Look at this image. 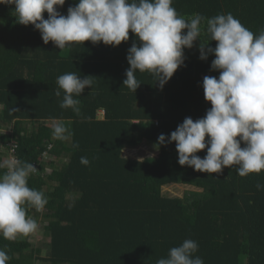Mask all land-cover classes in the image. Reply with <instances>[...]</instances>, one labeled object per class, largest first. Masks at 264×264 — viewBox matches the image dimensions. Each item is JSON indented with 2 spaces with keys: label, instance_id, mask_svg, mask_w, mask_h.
I'll return each mask as SVG.
<instances>
[{
  "label": "trees",
  "instance_id": "1",
  "mask_svg": "<svg viewBox=\"0 0 264 264\" xmlns=\"http://www.w3.org/2000/svg\"><path fill=\"white\" fill-rule=\"evenodd\" d=\"M76 3L65 0L57 10L67 15ZM172 6L186 18L231 13L254 35L264 30V0H173ZM12 9L0 5V163L13 143L18 159L38 164L41 172L50 165L52 172L32 173L27 181L48 199L41 214L27 212L46 221V255L28 236L9 241L0 235V249L11 258L7 264H156L186 239L197 242L193 256L204 264H264V187H256L264 185V170L246 177L236 174V166L201 173L178 164L175 142L155 146L160 134L167 138L186 117L195 121L210 109L201 85L205 76H219L210 70L214 55L200 60L196 40L183 49V65L162 89L150 73L137 71L141 84L134 93L123 86L127 50L133 41L140 44L131 31L115 47L85 41L60 50L51 41L45 45L31 24L16 23ZM207 38L202 31L201 41ZM69 72L93 81L73 97L79 113L60 107L62 90L60 97L54 94L57 77ZM61 121L68 123V140L52 135V124ZM7 127L9 132L2 130ZM46 141L53 143L52 162L41 158ZM144 142L153 143L155 156L123 155L124 148ZM206 150L196 155L203 158ZM6 171L0 168V175ZM171 183L199 190L164 195L162 187Z\"/></svg>",
  "mask_w": 264,
  "mask_h": 264
},
{
  "label": "clouds",
  "instance_id": "2",
  "mask_svg": "<svg viewBox=\"0 0 264 264\" xmlns=\"http://www.w3.org/2000/svg\"><path fill=\"white\" fill-rule=\"evenodd\" d=\"M172 2L77 0L75 6L68 7L67 15L57 10L65 0H0V5H14L11 15L16 23L31 24L45 45L51 41L60 50L85 41L115 47L127 42L131 31L140 44L133 41L127 50L129 67L123 86L134 93L141 84L137 71L150 73L162 89L183 65V49H191L199 40L198 58L203 61L214 55L210 70L219 71L218 78L205 76L201 85L211 107L203 118L194 121L186 117L167 138L160 134L155 146L175 142L178 164L201 173H221L225 167L236 166L240 177L259 174L264 170V30L254 35L231 13L211 18L193 14L186 18L177 13ZM45 12L47 19L42 15ZM204 21L206 28L201 27ZM185 29L186 33L182 32ZM202 31L208 37L203 42ZM209 41H215V47H208ZM89 77L81 78L74 72L57 77L54 94L60 97L63 91L61 108L80 112V101L73 97L91 88L93 81ZM52 135L64 141L72 134L61 121L54 124ZM72 146L79 147L77 143ZM204 149L203 158L196 155ZM80 162L89 164L86 157H81ZM2 163L3 160L0 168L6 167L7 171L0 175V235L14 241L37 230L36 220L27 215L28 209L40 211L48 199L42 191L28 187V177L36 171L32 163L15 157ZM256 187L260 190L264 185L258 183ZM197 250V242L186 239L156 264H204L199 256H193ZM10 259L0 249V264Z\"/></svg>",
  "mask_w": 264,
  "mask_h": 264
},
{
  "label": "rangeland",
  "instance_id": "3",
  "mask_svg": "<svg viewBox=\"0 0 264 264\" xmlns=\"http://www.w3.org/2000/svg\"><path fill=\"white\" fill-rule=\"evenodd\" d=\"M102 114H100L101 117ZM57 123V122H55ZM53 123L52 125L54 126ZM65 126L68 128V123H64ZM3 131L9 132L10 128H3ZM157 154V150L154 147L153 143L151 142H144L142 145L137 146V147H128L127 149L124 150L123 155L126 157H131L134 159H143L146 157H153ZM5 158V155H3ZM192 190H199L196 187L190 186V185H184V184H168L162 187V193L167 196H178V197H183L185 193L192 191ZM43 210H40V214L42 213ZM39 216L34 218L38 224V228L35 232L31 233L28 235L29 240L32 244V247L39 246L42 249L41 256L46 255V248L42 247V243L44 241H48L49 238L47 235H45L44 232V226L46 225V221L42 219V217ZM36 264H49V262L38 260Z\"/></svg>",
  "mask_w": 264,
  "mask_h": 264
},
{
  "label": "built area",
  "instance_id": "4",
  "mask_svg": "<svg viewBox=\"0 0 264 264\" xmlns=\"http://www.w3.org/2000/svg\"><path fill=\"white\" fill-rule=\"evenodd\" d=\"M8 146H9V148L3 149V154L5 155L3 163H4L5 160H10L13 157L18 159L17 156H16V153H15V144L8 143ZM52 149H53V143L50 142V141H46L45 149H44V151L41 154L42 161H44V162H52V161H54V155L52 154ZM33 165L36 168V171H34L33 174L42 173L43 175H45V174H49V173L52 172V167L50 165H46L45 166L44 172L40 171V167H39L38 164H33Z\"/></svg>",
  "mask_w": 264,
  "mask_h": 264
},
{
  "label": "crops",
  "instance_id": "5",
  "mask_svg": "<svg viewBox=\"0 0 264 264\" xmlns=\"http://www.w3.org/2000/svg\"><path fill=\"white\" fill-rule=\"evenodd\" d=\"M101 116H102V115H101ZM127 148H128V147L124 148V150L127 149ZM124 150H123V152H124Z\"/></svg>",
  "mask_w": 264,
  "mask_h": 264
}]
</instances>
